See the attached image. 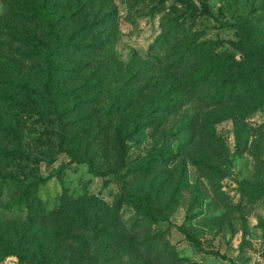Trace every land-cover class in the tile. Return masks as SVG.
Instances as JSON below:
<instances>
[{
	"label": "rangeland",
	"instance_id": "374dc122",
	"mask_svg": "<svg viewBox=\"0 0 264 264\" xmlns=\"http://www.w3.org/2000/svg\"><path fill=\"white\" fill-rule=\"evenodd\" d=\"M43 1L0 0V264H98L94 246L65 240L30 215L57 210L62 197L92 196L111 207L126 194L146 199L167 221L151 227L164 244L148 258L121 254L117 264H264V0H92L94 10L105 6L117 30L115 60L131 66L135 91H144L125 111L115 99L112 70L111 86L106 80L84 88L100 69L99 58L76 73L68 70L70 63L49 57L53 44L47 35L57 27L40 21ZM45 1L54 21L67 0ZM202 3L209 14L201 13ZM67 23L57 29L62 39L73 30ZM171 35L186 43L222 41L218 51L224 59H245V70L262 72L259 82L251 77L209 107L200 96L219 78L194 98L185 66V105L159 119L153 113L157 101L147 100L153 89L150 65L160 55V41ZM153 78L163 94L170 76ZM76 87L81 91H69ZM90 97L99 104L88 106ZM250 105L258 110L249 113ZM103 110L113 124L94 121ZM117 124L127 136L122 163L113 139ZM119 219L128 233L135 230L127 202Z\"/></svg>",
	"mask_w": 264,
	"mask_h": 264
},
{
	"label": "trees",
	"instance_id": "16d2710c",
	"mask_svg": "<svg viewBox=\"0 0 264 264\" xmlns=\"http://www.w3.org/2000/svg\"><path fill=\"white\" fill-rule=\"evenodd\" d=\"M91 5H93L92 0L64 1L59 5L62 8L54 21H51L50 17H52L53 12L48 10L47 1L44 0L39 5L38 14L40 21H45L48 26L57 27L55 32H48L47 35L53 44L52 56L49 57L58 58L61 64L62 62L70 63L68 70H73L76 73L87 67L88 61L91 59L99 58L101 60L100 69L97 72L94 71V74L93 72L90 74L91 77L87 79L88 81L85 80L83 83L84 88L98 87L101 82L107 80L109 70H112L115 77H117L119 90L115 99L117 104L121 105L122 110L125 111L135 105L136 101L142 97L144 91L142 87L135 91L137 78L131 75L129 71L131 66L123 67L120 61L117 62L115 60L113 46L117 30L113 28L110 14L104 13L105 6L103 4L98 10H94ZM202 6L201 13L209 14L207 7L203 3ZM66 19L68 22L66 27L73 28V30L64 37L65 39H62V32H57V29L61 23H66ZM175 27H177V23H175ZM172 38L171 35L166 40L160 41L157 49L161 51L160 55L152 58L153 63L150 65L153 69L150 77L153 89L148 94L147 100L157 101L153 113L159 119L173 115L185 105L183 103L184 81L182 77L185 66L188 67L187 70L191 69L187 71L190 77L188 88L189 94L194 98L200 96L199 93L202 87L207 83L210 84V79L219 78L215 88H212V85L209 86L211 88L207 89L209 93L205 96H200L209 107L219 106L227 95L237 91L235 87L239 86L241 82L244 81L249 84L247 81L251 77H253L254 81L259 82L258 77L261 76L262 72H260V69L245 70L243 67L246 64L245 59L240 62L234 58L230 62L224 59L227 56L218 51L222 41L212 39L200 41L199 38H195L188 40L186 43L184 42L185 40L182 42L178 38ZM81 57L84 58L81 61L74 59H80ZM85 59L86 61H84ZM98 72H100L99 76L101 75L102 77L100 80H94V75ZM159 73L164 76H170L168 88L165 89L167 85L162 87V89H165L163 94L158 92L161 89V85L157 86L155 78H153ZM50 81L51 74L46 76V82L43 87L46 88ZM106 83L108 87L112 84L110 79ZM69 91L77 92L81 91V88L76 87ZM105 100L110 103L111 98L105 97ZM262 100L264 101V96ZM230 101H234V98L231 97ZM85 102L92 107L99 104V99L90 97ZM199 102L202 101L199 99ZM257 106L250 105L247 107V111L254 113L258 110ZM93 113V111L89 112L88 119L91 118ZM150 114H147L148 118H151ZM94 121L109 125L115 122L111 119L110 112L106 110H103V114L99 115ZM126 122L131 125L135 124V126L139 125L137 120H131V118H127ZM142 122L145 121L143 120ZM120 129L121 126L119 124L114 126L113 139L119 161L122 163L126 151L127 136L122 135ZM124 202H127L135 212L134 224L136 228L129 233L119 219V211ZM30 221L51 225L65 240H71L80 246L84 244L94 246L96 249L94 255L98 258V264H110L112 262L117 264L121 254H125L130 259L134 258L136 254L139 255V258H148L154 252V247L163 245L161 235L152 233L151 227L160 221H167V218L159 211L152 209L146 199L126 194L121 196L111 207L104 205L99 199L92 196L78 199L62 197L57 210L47 214L40 210L34 217L30 215ZM139 230L141 234H135ZM80 234L83 236L82 240L79 238ZM87 234H89V238ZM189 240L193 242L192 239ZM209 254L214 255L216 258L224 259L223 256L216 252H210ZM59 263L62 264L61 262Z\"/></svg>",
	"mask_w": 264,
	"mask_h": 264
}]
</instances>
